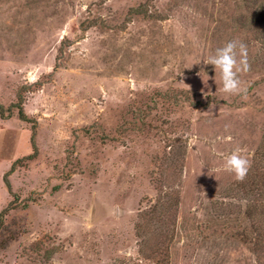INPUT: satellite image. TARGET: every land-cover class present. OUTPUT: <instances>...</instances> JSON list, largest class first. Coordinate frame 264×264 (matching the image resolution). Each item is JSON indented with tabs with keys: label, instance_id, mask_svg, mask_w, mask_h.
<instances>
[{
	"label": "rangeland",
	"instance_id": "1",
	"mask_svg": "<svg viewBox=\"0 0 264 264\" xmlns=\"http://www.w3.org/2000/svg\"><path fill=\"white\" fill-rule=\"evenodd\" d=\"M262 4L0 0V264H259L223 164L264 144Z\"/></svg>",
	"mask_w": 264,
	"mask_h": 264
},
{
	"label": "trees",
	"instance_id": "2",
	"mask_svg": "<svg viewBox=\"0 0 264 264\" xmlns=\"http://www.w3.org/2000/svg\"><path fill=\"white\" fill-rule=\"evenodd\" d=\"M263 12L264 4L260 5L259 13L252 21L253 29L258 28V25L262 23ZM254 163L253 170L249 171L245 179L234 185L236 195L241 194L242 198L247 202V208L243 212L241 221L240 219L237 220L238 225L240 224L241 226L246 222V226L239 227L242 232L236 236L248 246L257 258L258 263L264 264V144L257 153ZM6 185L10 189L8 182ZM163 207L156 205L153 210H160ZM5 212H1L0 218ZM0 223H2L1 219Z\"/></svg>",
	"mask_w": 264,
	"mask_h": 264
},
{
	"label": "clouds",
	"instance_id": "3",
	"mask_svg": "<svg viewBox=\"0 0 264 264\" xmlns=\"http://www.w3.org/2000/svg\"><path fill=\"white\" fill-rule=\"evenodd\" d=\"M238 45L235 41H229L224 46L217 48L215 54L207 61V65H212L215 72L218 71L222 81V91L226 94H237L241 91V81L238 78V73L248 71L249 65L247 62V48L244 45ZM240 57L239 61L237 57ZM165 66V70H166ZM226 141H231V137H225ZM244 149L235 148L226 157H224L223 170L234 174L236 180L243 181L248 174L250 162L243 155ZM90 220V217H88ZM91 227V224H88Z\"/></svg>",
	"mask_w": 264,
	"mask_h": 264
}]
</instances>
